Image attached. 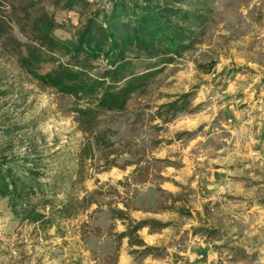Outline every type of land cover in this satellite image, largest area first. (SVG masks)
<instances>
[{
    "label": "rangeland",
    "instance_id": "rangeland-1",
    "mask_svg": "<svg viewBox=\"0 0 264 264\" xmlns=\"http://www.w3.org/2000/svg\"><path fill=\"white\" fill-rule=\"evenodd\" d=\"M210 3L194 36L173 42L125 26L127 16L119 22L116 0H0V152L36 148L44 182L56 188L37 223H22L0 193V264H142L128 245L120 258L123 235L112 224L99 232L106 239L97 248L108 254H88L98 214L125 218L114 203L131 207L139 181L178 214V251L150 255L168 264H264V0ZM11 127L20 130L7 135ZM102 134L105 146L95 142ZM124 143L137 165L126 175L130 198L103 190L99 178L123 165ZM75 198L77 216L49 225L50 212L62 200L75 208ZM128 222L126 242L139 244L140 222ZM188 243L208 251H186Z\"/></svg>",
    "mask_w": 264,
    "mask_h": 264
},
{
    "label": "trees",
    "instance_id": "trees-1",
    "mask_svg": "<svg viewBox=\"0 0 264 264\" xmlns=\"http://www.w3.org/2000/svg\"><path fill=\"white\" fill-rule=\"evenodd\" d=\"M210 1L116 0L113 13L119 22L123 16L128 17L125 26L131 24L141 33L147 32L161 40L170 39L175 42L180 37L189 38L190 34L194 36L193 25L203 21L207 13L212 11ZM129 12H131L132 20H129ZM210 65L214 64L211 62ZM116 96L119 97L118 94ZM19 130L18 127L7 128L6 134L12 135ZM95 142L103 146L109 144L103 134L95 138ZM10 151L12 148L0 152V193L8 198L10 209L22 223H37L45 216L42 213L43 203L47 201L49 195H53L51 189L56 188L51 182H44V179L48 178V170L43 157L38 156L36 148H29L23 155L16 156H10L8 154ZM90 151L91 145L88 144L86 153L89 154ZM78 200V198L73 199L76 201L75 208H72V200L65 202L62 200L57 209L50 212L53 218L49 225L60 228L61 220H72L77 216ZM146 224L148 223H138L134 231Z\"/></svg>",
    "mask_w": 264,
    "mask_h": 264
},
{
    "label": "crops",
    "instance_id": "crops-1",
    "mask_svg": "<svg viewBox=\"0 0 264 264\" xmlns=\"http://www.w3.org/2000/svg\"><path fill=\"white\" fill-rule=\"evenodd\" d=\"M131 138V137H130ZM118 146H121V144H116ZM125 143L122 145V149L121 150V154L119 157V160H116V163H122V166H117L114 165L113 167H111L108 171L102 172L101 174H99V178L101 180H118L120 178H123L124 176L128 175L129 173L132 172L133 169H135L137 167L136 164L128 162L129 160H132V155H131V151H129V146H127V148L125 147ZM118 156V155H117ZM132 174V173H131ZM138 186L137 188L140 190V192L137 194L136 198L133 200L131 207L128 206H124L121 203H114V206L118 207V209H120L122 207V209H124V212H121L124 214L125 218L128 219H120V218H115V219H111L108 215H110L107 211H101L100 214H98V217L101 215L105 216L106 218H101L103 220V222L105 224H102V221L100 220V217L94 222L93 226L94 227H90L89 229V234H91V241H92V247H93V251L89 250L88 254L91 255H95L96 251H98V260L101 259L102 255H107L108 252H106V249H98L97 247L99 246V243H105V239L106 237L102 238L101 240V234L103 232H107L110 228V225H113V232L115 233H121L123 235V240L122 242H124L122 248H120V252L119 254H121L120 258H122L123 256V251L125 248V245L129 246V251H134L135 254H143L142 257H144L142 264H150L149 261H152V264H168L167 260L164 259V257H154V255H150L148 252V250H152V251H159V248H162V250L164 252H166V250L171 251L170 255L173 257L175 252L178 251V246L176 244H178V241L180 239V234L177 235V233L175 232L176 228L175 226H177V219H178V214L174 212V208L170 202V208L166 207L164 208L162 202H161V198L160 196L158 197V195L153 194V192L155 191L156 193L160 194V192L156 191V187H151L150 183H147L145 181H142V183L139 181L137 182ZM87 184L92 187L93 184L91 181H88ZM149 184V185H147ZM167 184V182H166ZM168 185V184H167ZM162 188H164V190H166L169 193H175V188L170 189L169 187H166L161 185ZM154 189V190H153ZM150 193V197L145 198L146 194ZM145 195V196H144ZM166 206V203H165ZM127 207V208H126ZM129 208V210H128ZM93 209V207L91 208V210ZM134 220H136L137 222H145V221H149L150 223L155 221L157 222L159 225H161L162 227L160 228H152L150 224H146L143 227H141L140 229L137 230V233L139 235L138 237V243L137 242L135 244L133 243H127L126 241H128L129 239L125 236V232L126 230L130 227L129 225V220L131 218ZM100 224V225H99ZM96 227V228H95ZM93 230V231H91ZM92 232V233H91ZM100 232V233H99ZM120 234V235H121ZM119 236V235H118ZM191 236V235H190ZM170 241L172 243H170ZM163 246H168L167 248H163ZM188 250L186 251H190V252H194V250H202V251H208L207 247H199L196 245H191L188 243ZM128 251V252H129ZM131 252V253H132ZM180 252V250H179ZM178 252V253H179ZM148 253V254H146ZM181 253V252H180ZM133 255L129 254L128 258H129V262L131 260H133ZM92 256V258H94ZM100 258V259H99ZM206 258V257H205ZM89 259V258H88ZM87 259V260H88ZM163 259V260H162ZM205 260V259H204ZM91 264H95V261H92L91 259H89ZM132 262V261H131ZM90 263H86V264H90ZM118 264H121L120 260L118 262Z\"/></svg>",
    "mask_w": 264,
    "mask_h": 264
},
{
    "label": "built area",
    "instance_id": "built-area-1",
    "mask_svg": "<svg viewBox=\"0 0 264 264\" xmlns=\"http://www.w3.org/2000/svg\"><path fill=\"white\" fill-rule=\"evenodd\" d=\"M129 186L132 187H128ZM134 183L132 177L126 176L124 180H108L103 183L102 188L103 190L112 191V189H115L122 197L124 198H130L133 196L134 191ZM89 220L88 212L81 216V221L87 223Z\"/></svg>",
    "mask_w": 264,
    "mask_h": 264
}]
</instances>
